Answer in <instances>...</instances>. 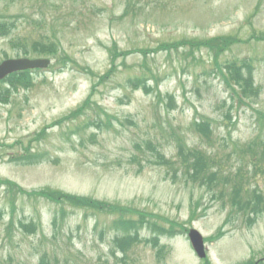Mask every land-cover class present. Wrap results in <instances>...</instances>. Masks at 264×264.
Segmentation results:
<instances>
[{
  "label": "rangeland",
  "instance_id": "374dc122",
  "mask_svg": "<svg viewBox=\"0 0 264 264\" xmlns=\"http://www.w3.org/2000/svg\"><path fill=\"white\" fill-rule=\"evenodd\" d=\"M1 17L14 26L0 40V61L16 57L10 43L24 37L58 39L60 50L48 58L53 68L34 73L28 88L7 92L0 85V181L120 204L194 228L211 264L263 258L264 213L231 215L226 187L191 184L179 167L199 150L222 157L234 144L264 140V0H0ZM222 38L236 44L221 60L253 61L260 93L252 102L232 101L211 72L213 55L192 49ZM181 41L190 46L160 48ZM202 122L211 126L213 144L197 134L194 123ZM37 133L39 140L30 142ZM28 147L40 163L14 160ZM8 189L0 184V264H201L186 236L163 237L160 247L168 249L157 253L145 241L149 230L140 229V242L122 254L114 242L120 232L108 231L116 216ZM61 209L65 217L54 226Z\"/></svg>",
  "mask_w": 264,
  "mask_h": 264
},
{
  "label": "trees",
  "instance_id": "16d2710c",
  "mask_svg": "<svg viewBox=\"0 0 264 264\" xmlns=\"http://www.w3.org/2000/svg\"><path fill=\"white\" fill-rule=\"evenodd\" d=\"M13 26L14 24L10 20H5L3 17L0 18V40H7V38L10 37L11 33L13 32ZM242 41H240L239 43H241ZM215 42L218 43L215 44ZM262 42H264V39L262 40ZM234 44H236V40H233L231 38H222L213 41L210 40L197 42L195 45H192V49L195 48L197 51H201L202 49L210 52L213 55L211 72H215V74L220 77L222 84L225 85L224 88L226 92L230 90L232 101H236L239 104H247V101L252 102L256 98H258L260 93V86L256 83L255 80V69L253 67V61L242 58L239 60H234L233 62H229L221 60L220 58L221 55ZM10 46L17 51V56L33 55L49 57L50 55H55L58 52L60 43L58 39H29L27 37H24L11 41ZM189 46V41H181L176 42L172 45H163L160 48H162L163 51L170 52L173 49L175 50L177 47L184 48ZM113 54L114 51L109 53V55L111 56L109 58L110 66H113L115 63V57H113ZM140 54L143 57L147 58L145 51H142V53ZM145 64L146 63L143 64L145 71L153 76L151 70H149V68ZM37 72L39 71H26L23 73L13 74L6 80L2 81L0 85L4 86L7 92H9L7 88L12 89L13 91L18 90L19 88H28L29 84L32 83V74ZM130 83L132 84L131 81ZM0 98H2L1 93ZM87 102L88 100L85 101L83 105ZM82 109L83 108H79L77 112H80ZM76 113L72 112L68 114L63 119L58 121L57 124H62L65 121H70V119L73 118ZM261 118H263L262 121L264 122V115H262V117H259V119ZM194 126H197V132L202 134L207 140L212 139V137L210 136L212 130L210 129L211 126L209 124H206L204 122H202L201 124L194 123ZM39 135L40 134L36 135L35 138H33V140H31L30 142L38 141ZM253 148H255L253 144L246 148V150H248L246 154L250 155V160L249 164L244 166L246 168L258 170L263 178V181L261 183H264V156L257 157L254 153H252ZM235 150L238 149L235 148ZM23 152L24 155L14 160H19L24 166H31L33 164L35 165L41 162V156L31 154L30 147L24 148ZM156 159L158 162L163 161V158L159 153H157ZM238 160H241V158L238 157ZM220 164L221 161L218 160L217 157H207L205 154L201 155V153L198 152L193 153L192 155H190V157H185L184 161L181 163V169L184 170L187 178L190 177L194 182H196L212 174L213 172L211 171L213 169H216ZM219 179L227 183V179L222 176L217 177L214 181H218ZM0 184L9 187L10 190L8 189V191L10 193L13 192V189H16L18 193L25 194L30 198L36 199V197H40L50 203H54L60 206H62L63 204L72 209H75L76 211L80 210L83 213L90 212L94 213L95 215L116 216L115 220L113 221L112 228L109 225L108 231L117 230L118 232H120L121 235L116 236L114 242L116 243V246L121 250V252L129 250L131 248L130 246L134 242H136V240H138V233L140 232V229L147 228L148 230H158L155 227L156 222L169 224L170 228L165 233L164 230H158L160 233H163V235H170L173 237L178 234H182L185 231L184 228H182V226H180V224L178 223L163 219L161 216L159 217L156 214L145 213L142 211L134 210L133 208L130 209L127 206L108 204V202L105 203L95 201L90 198L86 199V197L63 194L60 191L49 189L38 190L35 192L32 191L28 193L12 182L6 180L0 181ZM236 200H238L240 204L233 202L232 206L238 208L242 212L244 211L246 215L256 216L257 214H263L264 212V195L257 194V191L255 189L250 196L242 194L241 192L236 193ZM133 216H137V218L133 219ZM64 217L65 212L62 210L60 220L63 221ZM52 223H54V226L57 225V216H54ZM97 226L98 222L96 223L95 228H97ZM33 229L35 230L36 228L33 227ZM157 239L158 238H154L151 240L152 242H157ZM153 246L156 247V244H154ZM159 252L161 253L160 249L157 253ZM204 264L209 263L205 261Z\"/></svg>",
  "mask_w": 264,
  "mask_h": 264
},
{
  "label": "water",
  "instance_id": "95a60500",
  "mask_svg": "<svg viewBox=\"0 0 264 264\" xmlns=\"http://www.w3.org/2000/svg\"><path fill=\"white\" fill-rule=\"evenodd\" d=\"M48 60H28V59H18L3 61L0 64V79H3L8 73H12L19 70H29L35 68H45L48 65ZM189 239L192 243V248L200 258L205 256L203 247L202 237L195 230L189 232Z\"/></svg>",
  "mask_w": 264,
  "mask_h": 264
}]
</instances>
